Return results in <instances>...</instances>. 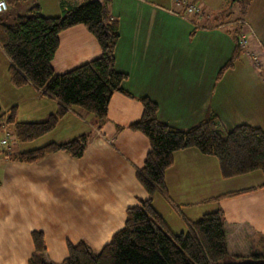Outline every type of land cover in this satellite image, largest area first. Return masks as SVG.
Instances as JSON below:
<instances>
[{
	"label": "crops",
	"instance_id": "obj_1",
	"mask_svg": "<svg viewBox=\"0 0 264 264\" xmlns=\"http://www.w3.org/2000/svg\"><path fill=\"white\" fill-rule=\"evenodd\" d=\"M85 1L12 3L1 19L12 25L34 5L42 16L57 17L64 8ZM188 1L200 5L204 15L185 21L177 15L180 11L172 0L108 1V16L117 21L119 31L115 68L127 75L123 88L135 98L153 100L157 119L179 130H187L213 113L223 131L248 125L264 133V35L258 32L260 25L251 10L264 4L253 0L241 10L224 0L230 10L243 13L238 21L242 24L240 38L248 35V39L240 46L243 52L233 67L215 80L218 69L239 44L240 38L235 37L239 24H230L225 8H214V0ZM58 40L51 63L57 74L100 55L96 41L81 25L61 32ZM8 67L0 48L2 112L15 107L16 121L31 123L44 121L56 111V101L32 85L13 87ZM141 114L139 101L114 93L100 128L91 114L73 107L50 133L9 148L23 152L85 134L86 150L78 159L58 152L35 164H18L8 160L0 148V264L27 263L33 252L32 231L43 234L44 258L54 264L66 257L68 242L84 241L98 250L110 241L123 227L126 209L147 198L135 171L149 150L148 140L128 129ZM251 173L223 179L214 157L203 156L194 148L175 152L164 176L172 206L160 195L154 197L153 206L174 233L186 231V220L196 221L219 208L225 221L226 249L236 254L233 250L238 243L244 247L240 238L260 241L264 235V187H258L264 176L257 174L256 181L247 178ZM252 187L255 190L212 201L223 193Z\"/></svg>",
	"mask_w": 264,
	"mask_h": 264
},
{
	"label": "trees",
	"instance_id": "obj_2",
	"mask_svg": "<svg viewBox=\"0 0 264 264\" xmlns=\"http://www.w3.org/2000/svg\"><path fill=\"white\" fill-rule=\"evenodd\" d=\"M26 0H6L7 6ZM109 0H87L67 7L57 17H44L37 5L29 15L17 16L12 25L3 23L0 14V48L9 61L8 75L15 88L32 85L43 96L57 103L56 111L40 122H18L15 107L4 113L0 109V138L3 124L12 128L15 145L30 143L56 127L68 111L77 107L91 114L98 128L107 120L108 103L114 93L136 99L142 105L140 119L128 129L148 140L149 150L135 177L147 198L125 211L123 227L110 241L94 250L84 241L67 243V255L59 264H264V253L256 251L245 256L229 254L226 249L225 221L219 208L201 215L196 221L186 220L185 232L174 233L153 206L160 195L172 206L164 176L172 166L173 154L189 148L218 161L223 179L240 177L259 171L264 175V133L257 127L237 125L223 131L220 119L210 114L205 120L179 130L156 117L157 104L148 97L135 98L123 88L127 75L115 68V50L119 39L118 23L107 13ZM245 10L253 0H227ZM8 10V9H7ZM7 12V11H6ZM4 14V13H3ZM201 15H204L203 11ZM240 18L235 20L238 25ZM83 26L94 38L100 55L63 73H55L51 63L59 47L58 35L75 26ZM235 37L240 38L239 30ZM238 38V40H239ZM236 45L230 58L218 69L215 80L231 69L243 50ZM88 136L83 134L63 143H47L36 149L4 155L11 162L35 164L46 157L63 152L78 159L86 150ZM260 187H264V183ZM255 188L223 193L212 201L234 197ZM33 252L26 264H54L45 260L43 234L32 231ZM264 241V235L261 240ZM235 263H225L226 257Z\"/></svg>",
	"mask_w": 264,
	"mask_h": 264
},
{
	"label": "rangeland",
	"instance_id": "obj_3",
	"mask_svg": "<svg viewBox=\"0 0 264 264\" xmlns=\"http://www.w3.org/2000/svg\"><path fill=\"white\" fill-rule=\"evenodd\" d=\"M31 3L32 0H26L24 1V4L25 3ZM199 2V1H198ZM260 2H262L264 4V0H261ZM213 5H216L214 6V8L216 7H224L225 8V14H228L229 15V23L230 24H233L235 22V20L237 18H242L243 17V13L241 12V10H230L228 8V6H225L224 4V0H214L213 2ZM32 6V5H31ZM163 7V6H162ZM253 9L252 12L254 13V17H255V21L257 22V24L260 25V28L258 30L259 33L263 34L264 35V5H261V4H257V5H254V7H252ZM224 10V9H223ZM175 11V10H174ZM204 12V11H203ZM206 12H209V8H207ZM237 12V13H236ZM23 15H29V13H25ZM22 16V15H20ZM192 17V16H190ZM182 18V17H181ZM222 21H225L226 17L223 15L222 16ZM186 21V19H185ZM229 24V28H233L232 25ZM191 25V24H190ZM192 26V25H191ZM247 35V33H246ZM247 39H248V35L246 36ZM243 46V45H242ZM6 130L11 134V137L13 138V134H12V128L10 126H8L6 128ZM15 143V142H14ZM3 151H7V148L6 147H0ZM9 148L11 149V145L9 144ZM9 151V149H8ZM257 174L259 176H264L262 173H260L259 171H256V172H252L251 175H249L247 178L251 177V178H255V180L257 179L256 176ZM236 180H241V179H236ZM257 181V180H256ZM259 181V180H258ZM231 182H234V180H231ZM240 240L242 241V245L245 247H242L239 243H238V249L237 250H233L234 253L236 254H240V255H247L251 252H256V251H259V252H262L264 253V241H259L258 239H252V240H242V238H240ZM247 249V250H246ZM249 251V252H248ZM236 261L234 259H232L231 257H226L225 258V263H235Z\"/></svg>",
	"mask_w": 264,
	"mask_h": 264
},
{
	"label": "built area",
	"instance_id": "obj_4",
	"mask_svg": "<svg viewBox=\"0 0 264 264\" xmlns=\"http://www.w3.org/2000/svg\"><path fill=\"white\" fill-rule=\"evenodd\" d=\"M174 7L178 8L180 11V14H177L170 10V12L179 15L180 17L189 20L190 16H199L201 15L202 8L200 5H197L195 3H192L188 0H172ZM8 6L6 3V0H0V14H3L7 11ZM246 37H242L239 40V44L245 46L247 41ZM252 59L256 62L255 57H252ZM2 135L0 138V147H6L7 150L9 149V144H13L15 142L14 136L11 137V134L6 130L5 125L3 124L2 127Z\"/></svg>",
	"mask_w": 264,
	"mask_h": 264
}]
</instances>
